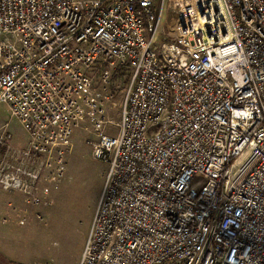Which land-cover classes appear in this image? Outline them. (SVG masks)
I'll return each mask as SVG.
<instances>
[{
	"label": "built area",
	"instance_id": "2783aa9c",
	"mask_svg": "<svg viewBox=\"0 0 264 264\" xmlns=\"http://www.w3.org/2000/svg\"><path fill=\"white\" fill-rule=\"evenodd\" d=\"M0 104L28 208L106 165L78 264H264V0H0Z\"/></svg>",
	"mask_w": 264,
	"mask_h": 264
},
{
	"label": "rangeland",
	"instance_id": "374dc122",
	"mask_svg": "<svg viewBox=\"0 0 264 264\" xmlns=\"http://www.w3.org/2000/svg\"><path fill=\"white\" fill-rule=\"evenodd\" d=\"M159 3L155 0L156 6ZM120 99L119 94L110 115L115 122ZM6 122L14 140L24 142L20 125L0 104V128ZM84 138L78 133L72 139L64 180L49 194L51 206L28 208L23 196L0 189V264H78L106 171L103 162L93 159L85 143L89 138Z\"/></svg>",
	"mask_w": 264,
	"mask_h": 264
},
{
	"label": "crops",
	"instance_id": "0c3cea01",
	"mask_svg": "<svg viewBox=\"0 0 264 264\" xmlns=\"http://www.w3.org/2000/svg\"><path fill=\"white\" fill-rule=\"evenodd\" d=\"M19 143H21V142H19ZM22 144V143H21Z\"/></svg>",
	"mask_w": 264,
	"mask_h": 264
}]
</instances>
